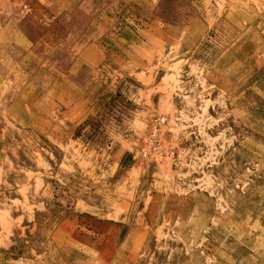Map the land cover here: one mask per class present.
<instances>
[{
	"label": "rangeland",
	"instance_id": "rangeland-1",
	"mask_svg": "<svg viewBox=\"0 0 264 264\" xmlns=\"http://www.w3.org/2000/svg\"><path fill=\"white\" fill-rule=\"evenodd\" d=\"M0 264H264V0H0Z\"/></svg>",
	"mask_w": 264,
	"mask_h": 264
},
{
	"label": "built area",
	"instance_id": "built-area-1",
	"mask_svg": "<svg viewBox=\"0 0 264 264\" xmlns=\"http://www.w3.org/2000/svg\"><path fill=\"white\" fill-rule=\"evenodd\" d=\"M163 123V117L154 118L150 122L142 145L132 152L133 159L158 163L165 158L166 154L163 149Z\"/></svg>",
	"mask_w": 264,
	"mask_h": 264
}]
</instances>
